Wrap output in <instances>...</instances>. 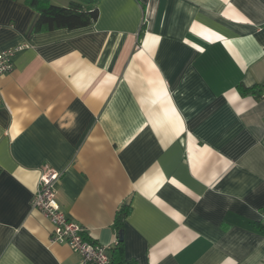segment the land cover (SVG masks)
<instances>
[{
    "label": "crops",
    "instance_id": "obj_1",
    "mask_svg": "<svg viewBox=\"0 0 264 264\" xmlns=\"http://www.w3.org/2000/svg\"><path fill=\"white\" fill-rule=\"evenodd\" d=\"M95 6L37 32L0 0V47L30 44L0 75V264H82L32 206L46 164L115 264H264V98L239 88L264 84V0Z\"/></svg>",
    "mask_w": 264,
    "mask_h": 264
},
{
    "label": "built area",
    "instance_id": "obj_2",
    "mask_svg": "<svg viewBox=\"0 0 264 264\" xmlns=\"http://www.w3.org/2000/svg\"><path fill=\"white\" fill-rule=\"evenodd\" d=\"M28 42L12 47H0V75L12 72L17 54L29 48ZM261 98H264V84L260 88ZM62 173L48 164L40 172L38 189L32 200V206L39 209L52 223V231L48 241L52 244H67L81 256L82 264H115L107 253L106 244L90 240L86 236V228L79 222L69 218L56 199L57 184Z\"/></svg>",
    "mask_w": 264,
    "mask_h": 264
},
{
    "label": "trees",
    "instance_id": "obj_3",
    "mask_svg": "<svg viewBox=\"0 0 264 264\" xmlns=\"http://www.w3.org/2000/svg\"><path fill=\"white\" fill-rule=\"evenodd\" d=\"M97 0H72L68 6L53 4L50 0H27V3L39 12V18L35 25V31L43 32L59 28L76 29L91 25L98 18V9L95 6ZM239 88L244 92L260 93V89ZM131 212V205L125 202L119 210L116 226L120 232L123 228L124 218ZM122 240L118 242V248H122ZM115 263V261H114Z\"/></svg>",
    "mask_w": 264,
    "mask_h": 264
},
{
    "label": "water",
    "instance_id": "obj_4",
    "mask_svg": "<svg viewBox=\"0 0 264 264\" xmlns=\"http://www.w3.org/2000/svg\"><path fill=\"white\" fill-rule=\"evenodd\" d=\"M123 237H124V232L123 230L120 232V240H123Z\"/></svg>",
    "mask_w": 264,
    "mask_h": 264
}]
</instances>
